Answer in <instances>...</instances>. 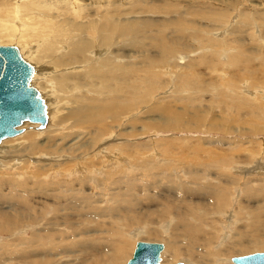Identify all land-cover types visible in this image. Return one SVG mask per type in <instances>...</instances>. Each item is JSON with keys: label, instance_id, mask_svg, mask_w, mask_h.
<instances>
[{"label": "rangeland", "instance_id": "obj_1", "mask_svg": "<svg viewBox=\"0 0 264 264\" xmlns=\"http://www.w3.org/2000/svg\"><path fill=\"white\" fill-rule=\"evenodd\" d=\"M178 3L201 11L221 10L220 13H225L226 17L223 22L217 23L218 25L212 20L201 19L197 23L201 26L199 31L186 32L187 36L180 45L182 48L174 55L178 60L182 57L186 65L183 66V70L180 69L185 76L182 78L183 81L181 80V87L179 82L175 83L174 76L168 75L170 61L151 65L143 61L141 53L146 52L148 48L146 40L140 41L128 34L124 39L118 38L122 43L117 41V46L106 44L104 47L112 49L123 46L127 48L125 52L134 50L136 53H133V57H127L125 60L139 65L140 79L148 76L143 86L158 82L153 85L158 87L157 92L151 91L150 94L153 95L147 97L150 99L148 102L145 104L137 102L136 108L128 111V117L125 115L120 127L101 136V138L106 136L103 139L106 144L112 143L115 139L122 144H143L146 149L140 153L144 154L137 156L134 153L135 147L132 146L126 151H118L117 158L106 162V155L109 153L99 151L96 158L76 163L72 166V170L65 169L64 165H69L71 162L70 159L63 157L70 156L64 148L65 142L76 139L77 145H69L72 148L70 150L75 151L81 149L82 141L85 142L82 147L84 149L86 145H93L99 136L94 128H89L94 133L86 138L87 134H82L86 132H82L77 126H70L74 120L68 117V108L71 104L67 101L57 104L58 108L61 106L63 108L59 112L57 110L53 112L59 116L63 115L64 123L54 124L49 117L43 128H37L36 124L24 121L17 126L22 129L21 132L6 138L7 142L3 144L0 142V212L11 214L14 210L21 209L19 222L10 223L0 230V264H77L86 247V245L78 246L83 235L87 233V236L92 238L98 234L97 225L100 224L93 223L96 220L105 221L100 225L102 226L100 230L106 233L103 237L106 241L109 238L119 240L120 237L112 232L113 229H109L111 226L108 224L113 220H122L114 218L113 215L125 218L126 211L119 205L117 199L125 197L124 192L128 185L134 188L133 200L137 197L142 205L139 214L131 212L132 222L126 231L130 237H126L123 242V245L130 244L128 248L130 250L127 257L123 258L122 264L130 258L137 240L162 243L163 249L159 256L161 264H173L180 260H185L187 263V260H201L208 253H216L223 247L221 245L230 242L233 234L245 235L244 239L250 238L248 235L249 232L252 234L251 225L239 221L237 214L252 211L258 203H261L256 202L258 197L247 200V196L251 193L245 191L244 186L250 178L264 177V166L260 165L262 158L264 159V116L261 112L256 114L254 110L258 109L259 101L263 99L261 95L264 93V0H178ZM126 4L130 5L122 1V5ZM180 12H183V9ZM153 16L156 17L154 14L151 16L145 14L142 17ZM206 33L210 34H207L208 38L216 40L214 43L220 41L221 46H212L204 42L207 39L203 40L201 36ZM189 36L197 38L192 40ZM135 40H138V43ZM236 54H239L240 58H236ZM33 64L37 67V64ZM175 73H178L177 70ZM87 79L85 78L83 84H88ZM32 86L36 88L37 85ZM78 89L80 93L90 95V92L83 91L80 85ZM143 92L140 93L146 99ZM163 96L165 99L162 98ZM164 100L170 103L163 102ZM55 101L54 97L50 102ZM172 103L176 105L172 106ZM163 104L169 107L167 115L160 117L161 112L149 115L148 110ZM27 129L44 132L55 129L54 139L63 143L58 147L53 144L49 146L45 142L46 146L30 149L26 147L28 142L25 138H19L20 141H17L18 138L15 139L28 131ZM42 136L41 133L39 138ZM37 142L39 143L40 140ZM4 145H14V147ZM53 150L56 151L52 152ZM5 151L10 154L13 151V153L6 155ZM14 154L19 158L14 159ZM120 154H123V157ZM67 161L70 162L67 164L65 163ZM46 162L50 165L48 173H41V176L36 177V173L40 175L39 171L35 172L36 167ZM237 163L249 164L251 168L258 165L261 168L256 169V173L253 174L248 170L245 173L236 169L240 166ZM227 165L232 168L227 169ZM258 170L260 172H257ZM253 171L255 172L254 169ZM230 178L235 179V184L229 186ZM220 180L222 181L218 182ZM4 181L6 186L2 184ZM100 181L102 184L105 181L103 188ZM112 182H115V185L111 184ZM60 184L75 193L74 198L67 205L57 207L61 200L57 202L49 198H37L38 195L42 196L46 191L50 192ZM35 185L43 189L36 195L37 197H34L33 193ZM145 186L147 190L143 189L146 188ZM250 186L253 189V185ZM198 187L202 189L201 193ZM220 190H223L224 194H221ZM83 191L89 193L91 198L80 200ZM211 197L215 201L225 198L224 202L227 201L225 207L217 209ZM20 199L23 201L21 202ZM69 207L71 209H68ZM204 207L206 209H203ZM189 208L196 212L205 210L207 216L204 220L211 223L215 221L216 224L218 222L220 232H216V226L210 229L202 222L200 230L208 233L198 238V231L195 238H188L182 225L180 223L174 225V220L179 219ZM151 212L155 214L149 218ZM101 214H103L101 218L104 215L105 218L101 219L99 217ZM51 217L54 219L51 220ZM164 217L171 219L172 224L176 226L174 228L176 235H170L168 244L177 245L180 253L187 258L178 257L173 261L169 248L165 255L162 254L167 239L162 237L161 233L157 237V230L161 227L163 231V224L160 226V222L166 220L163 219ZM228 221L230 227L226 229L224 224ZM123 222L126 223L125 220ZM169 227L168 225L167 228ZM135 229L137 233L134 234ZM215 232L219 236L216 239H214ZM108 233L112 237H108ZM247 244L240 249L241 251L237 250L234 253L226 251V258L264 251L260 246ZM225 264L233 263L229 260Z\"/></svg>", "mask_w": 264, "mask_h": 264}, {"label": "bare ground", "instance_id": "obj_2", "mask_svg": "<svg viewBox=\"0 0 264 264\" xmlns=\"http://www.w3.org/2000/svg\"><path fill=\"white\" fill-rule=\"evenodd\" d=\"M122 1L124 3H129L130 5L126 4L128 7L125 8L126 5H122ZM179 4L180 3H178V0H172L170 2H162L161 0H0V44L16 46L21 57L32 64L33 77L31 76L32 80L30 79V84L34 86L37 85L36 88L40 96L43 98L44 103H46L47 119L50 117L52 120L51 122L54 124H62L64 120L63 115L59 116V114H55L53 112L55 110L59 112L61 108H63V106L58 108L57 104L59 105L67 101L69 104H71V106L68 108V117L74 120L70 126H77L82 130V132H86L82 133L83 135L87 134L86 138L94 133L93 131H90L89 128H94L99 134L95 140V143L93 145H86V148L84 147V149L82 148L85 144L83 141L80 143L81 149L79 148L75 151H71L70 149L72 148L71 146L69 147V145H77L78 142L75 141L76 139H71L73 141L70 142V140V143H64L65 147H62L68 151L70 156L64 155L63 157L67 158L68 160L70 159L71 161L65 162L67 164L70 162L69 165H64L65 169L72 170V166H75L76 163L78 164L79 162L96 158V154L99 151L109 153V155H106V162L108 160L112 161V159L117 158L116 156L119 155L118 151H126L127 149H131L132 146L135 147L134 153L137 156L140 157L142 154H144L140 153V151H144L146 149H144L143 144H122L116 139H113L114 141L112 143L106 144L103 142V139L106 136L104 138H101V136L107 135L116 127H120L125 115L128 117V111L133 109L137 102H144V104L148 102L150 99H147V97L149 95H153V93L150 94L151 91L157 92L156 89L158 87H153V85L158 84V82L151 84L149 83L150 85L146 87L143 86V82H145L148 76L140 79L139 77L141 72L139 65H134L131 62H127L125 60L127 57H133V53H136L134 50H131V52H125L127 48L123 46L112 49H105L104 47L106 44L107 46L111 45L112 47H115L114 45L117 46L118 38L121 37L124 39L128 34L133 35L135 39L140 41L142 39L146 40V43H148L146 46L148 48L146 49V52L141 53L143 61L150 65L170 61L168 75L170 77L174 76L176 78L175 83L179 82L181 87V80L183 81L182 78L185 77L183 76L184 73H181V70H183V66L186 67V65L184 64L182 57L180 60H178V57L174 55L177 54V52L182 48L180 45L187 36L186 32L192 33L194 31H199L198 29L201 26L197 23L201 19L212 20L217 24L223 22L226 17L224 15L225 13H220L222 12L221 10H219V12L215 9L201 11L194 8H188L187 5ZM181 9H183V12H180ZM145 14L149 16L154 14L156 17H142ZM207 34L208 33L202 34L201 36V39H207L206 41L204 40V42L208 44L210 43L212 46H221L219 39H217V41H219L218 43H214L216 40L208 38ZM193 39L194 37H192V40ZM138 40H135V42L138 43ZM210 40L211 42H209ZM118 43L122 42L118 41ZM143 43H140V45H143L144 47L145 45ZM224 44L226 45L225 42ZM235 56L236 58H240L239 54H236ZM31 62L37 64V67ZM165 67L167 66H164V68ZM175 70H177V74L175 73ZM158 76H160V74ZM85 78H88L87 85L83 84V82H85ZM79 85L83 91H89L90 95L88 96L85 93H80L78 89ZM153 88L155 90H153ZM141 91H144L143 93H145L144 96L146 99L143 97V94L140 93ZM250 93L253 95V92ZM54 97L56 98V101L53 103L50 102L52 101V98L54 100ZM261 97L263 99L259 101L258 109L254 110L256 111V114L261 112V115L264 116V93H262ZM162 98H164V96ZM165 101L167 100H164L163 102ZM167 102L168 104L170 103L169 101ZM175 105L172 103V106ZM169 106L171 107V105ZM168 111V105L163 104L161 106H154V109L148 110V113L152 116L153 113L156 114V112H161L162 115L160 117H162L167 115L166 113ZM65 120H67V118ZM36 126L34 125L33 127L36 128ZM153 127L156 128V126ZM42 131L43 130H28L20 136L15 137V139L18 138L17 141H20L19 138H25V140L28 142V146L26 145V147L30 149L46 146L47 144L49 146L53 144L58 147L62 145L63 141L58 142L54 139V133L56 132L55 129L46 130L45 132L43 131L44 133ZM41 133L43 136L39 138ZM9 137L13 136L4 137L3 139L5 140H0L1 144L7 142L6 138ZM39 140L40 142L38 143L37 141ZM51 141H56V143H52ZM45 142H47L46 145H44ZM4 146L14 147V145ZM54 151L56 150H53L52 152ZM6 152L7 151H5L6 155L10 154ZM93 153L95 154L93 155ZM120 156L123 157V154H120ZM16 157L18 156L14 154L13 158L16 159ZM122 160L126 161L125 158H122ZM12 161L13 160H10V162ZM28 162L29 161H27V164H29ZM263 163L264 159L262 158L260 165L264 166ZM41 164L36 167V170L34 169L35 172H40V175L36 173V177H39L44 173H48L49 171L50 165L48 162L42 165ZM241 165L236 167V169L245 173H247L248 170L250 174L256 173V169L261 168V166L258 165L254 168H251L249 164ZM4 166L7 165L4 164ZM227 167V169L232 168V166L228 165ZM140 172L143 173L142 171ZM257 172L260 171L258 170ZM234 180V178H230L229 186L231 184H235ZM252 180L255 182H252ZM101 181L100 185L102 184ZM221 181L222 180L218 182ZM84 183H86V181H84ZM104 183L101 185L102 188L105 186ZM2 184L6 186V181H4ZM13 184H15L14 181ZM111 184L115 185V182H112ZM132 184L135 185L136 183ZM250 184L253 185V189L251 188ZM133 189L134 188L132 186L130 187L128 185V187H126V191L124 192L125 197L117 199L119 205L126 211L124 214L125 218L122 216L120 217L113 215L114 218H119L122 220H108L110 221L108 225L111 226L109 229H113L112 232L115 233L117 237H120V239L117 240L115 238H109L106 241L103 238L106 233L100 230L102 228L100 225L104 224L105 221H103V218H105V215L103 218H101L103 214L99 215V217L103 220L93 221V223L100 224H96L99 228L98 234L94 235L92 238H89L86 233L85 236L83 235L80 243L78 244L79 247L85 245L86 247L83 249L77 264L123 263V258L127 257L129 254L128 250H130L128 249L130 248V244L123 245V242L126 237H130V234H128L126 231L128 225L132 222L131 212L139 214L140 207L142 205L141 202L137 200L138 198L136 196V200H133L135 195H133ZM143 189L147 190L148 188L146 187ZM244 189L245 191H249L251 193L249 196H247V200H252L258 197V199L256 198V202H261L258 203L254 210L241 214L239 212V214H237L239 221H242L245 225H251L250 231H252V234L249 232L248 235L250 238L244 239L245 235L233 234L230 242L226 245H221L223 247L218 249L216 253H208L201 260H187L188 263L185 260H180L178 262L182 264H222L224 262L225 264V262L227 263L230 260V258H226V251H233V253L237 250L241 251L240 249L244 248V245L247 243L260 246L264 249V205H262V202L264 201V177L250 178L245 183ZM42 190L43 189L41 187L35 185L33 191L34 197H37L36 195L40 194ZM201 190L202 189L199 188L200 193ZM67 191L68 190L60 184L56 185V188L50 190V192L46 191V193L42 194V196L38 195L37 198H49L57 202L61 200L57 207H63L67 205L75 195L74 192ZM220 193L224 194V191L220 190ZM2 194H5V192H2ZM89 198H91L89 197V193L83 191L80 200H86ZM210 199L216 203L217 209H223L227 202H224L225 198L218 201H215L213 197ZM29 209L31 208L29 207ZM68 209H71V207ZM203 209L206 208L204 207ZM20 210L21 209L14 210V212L11 214L0 212V230L6 228L10 223L17 224L20 219ZM205 212V210L202 212L201 210H198L196 212V210L189 208L184 213V215L180 216L179 219L174 220V225L180 223L184 228L187 237L190 239L195 238L198 231V238L199 236H205V234L208 233L200 230L202 222L210 229L216 226V232H220L218 222L216 224L215 221L211 223L208 220H204V218L207 216ZM153 214H155V212L149 213V218H152L151 216ZM50 219L53 220L54 218L51 217ZM163 219L167 220V222L166 220L160 222V226L163 224V231H161V227L157 230V237L161 233V236L167 239V243L162 254L165 255V252L169 248L172 253L173 261L178 259V257H181L182 259L187 258L185 255L180 253L177 245L174 243L168 244L170 235H176V229H174L176 226L172 224L173 221L171 219H167L166 217ZM124 220L126 223L123 222ZM168 225L170 226L169 229L167 228ZM229 225V221L227 224H224L226 229L230 227ZM239 229L240 227L238 230ZM216 232L214 239L219 237ZM135 233H137V229L134 230V234ZM107 236L112 237L110 236V233H108ZM162 249L163 245L161 250ZM159 264H161L160 261Z\"/></svg>", "mask_w": 264, "mask_h": 264}, {"label": "water", "instance_id": "obj_3", "mask_svg": "<svg viewBox=\"0 0 264 264\" xmlns=\"http://www.w3.org/2000/svg\"><path fill=\"white\" fill-rule=\"evenodd\" d=\"M32 65L14 45H0V140L22 131L17 126L33 122L37 128L47 123L46 105L38 90L30 84ZM160 242L137 240L125 264H159ZM234 264H264V251L232 256ZM173 264H182L175 262Z\"/></svg>", "mask_w": 264, "mask_h": 264}]
</instances>
